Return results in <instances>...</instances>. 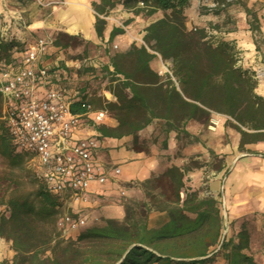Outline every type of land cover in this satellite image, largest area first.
<instances>
[{
	"label": "trees",
	"instance_id": "obj_1",
	"mask_svg": "<svg viewBox=\"0 0 264 264\" xmlns=\"http://www.w3.org/2000/svg\"><path fill=\"white\" fill-rule=\"evenodd\" d=\"M214 1L225 5L210 10L215 15L241 4L240 0ZM117 3L120 1L101 0L100 4H94L98 38L104 37L107 25L104 16ZM121 3L130 4L135 15L151 17L163 12L162 18L145 28L143 40L152 43L169 64L179 89L169 87L168 82H154L159 64L145 46L132 43L128 50L111 55L103 70L115 99L105 107L118 124L100 126V138L132 136L134 150L148 152L149 148L141 146L137 136L155 121L167 126L166 133L174 130L186 135L184 128L189 121L196 120L207 127L208 118L218 113L227 117L225 126H232L239 134V151L254 153L246 146L264 142V97L256 92V72L239 65V51L234 42L214 41L206 26L189 30L185 9L190 0H122ZM241 5L250 30L260 33L258 15L246 4ZM122 32V28H114L109 41ZM53 36L59 50L79 46L82 40L79 35L63 31L53 32ZM15 48L24 50L25 43L14 37L5 39L0 32L1 67L13 64ZM58 69L59 66L55 68L56 74ZM59 82L76 89L60 79ZM77 91L73 112H85L83 103L100 109ZM32 158L16 149L2 120L0 97V206L7 209L0 215V239L11 241L15 251L11 262L1 264H206L219 255L227 264H257L245 218L221 249L207 257L220 242L223 217L219 199L207 187L193 189L186 185L187 170L198 165L191 159L182 168L173 165L158 177L138 182L145 199H126L123 219H106L104 224L86 228L75 238H64L57 228V219L66 198L51 192L41 176L43 182L35 177L33 190L29 192L15 184L21 178L26 160ZM13 183L15 186L11 188ZM152 211H165L168 221L150 227L148 219Z\"/></svg>",
	"mask_w": 264,
	"mask_h": 264
},
{
	"label": "crops",
	"instance_id": "obj_2",
	"mask_svg": "<svg viewBox=\"0 0 264 264\" xmlns=\"http://www.w3.org/2000/svg\"><path fill=\"white\" fill-rule=\"evenodd\" d=\"M15 1L20 2L19 9L11 6L10 2ZM112 1L119 2V0ZM255 1L249 0L247 7L251 8ZM197 2L190 0V5L185 9L189 29L193 26L203 27L211 20L210 17L200 15ZM100 3L101 0H0V26H5L11 37L16 35L18 39L24 41H28L29 35L32 34L63 31L70 35H81L86 39V43L109 42L114 43L117 48L119 44L121 51L124 52L132 43L138 44L139 38L143 39L145 28L149 24L163 17L162 11L151 17L142 13L135 15L130 6L117 3L109 12L115 13L117 18L123 20L124 25L121 26L123 32L109 41L112 30L119 27L120 23L113 19L116 24L106 25L103 39L98 38L95 30L97 13L94 4ZM15 12L23 14L29 24L27 30H20L18 22L12 21ZM110 13L104 16L107 21L112 16ZM239 19V36L225 40L236 39L240 49L250 47L251 43L255 52L256 47L252 40H249L253 32L250 30L246 13L241 14ZM259 19L261 20V17ZM260 35L264 37L263 23H261ZM53 56L51 59L58 63ZM115 121L110 117L102 125L114 127ZM225 121L212 115L206 127L204 123L191 120L184 128L187 131L186 135L174 130L166 133L167 126L163 123L161 130L166 134L167 147L162 149L158 144L153 145L148 152L135 151L132 136L101 137L100 161L109 168L119 167L121 174L116 179L110 178L104 185L92 184L86 202L70 200L67 208L70 213L84 215L87 218V228L102 225L106 219L121 220L125 216L124 200L145 199L138 182L158 177L173 165L182 168L191 159L198 165L187 170L186 185L193 189L207 187L212 195L223 197L229 224L258 214L256 215L258 219L250 229L251 252L257 264H264V224L260 220L264 215V142L246 146L254 153L240 152L238 148L240 136L230 132L229 127L225 126ZM157 125L158 122L155 121L147 126L143 133H152ZM99 127L90 126L78 130L75 135L83 137L99 133ZM229 133L232 135L229 136ZM228 138H232V141ZM178 151L181 156L177 155ZM167 221L168 214L165 211H152L148 219L150 227H159ZM255 226L259 231L254 230ZM206 264H227V262L222 255H219Z\"/></svg>",
	"mask_w": 264,
	"mask_h": 264
},
{
	"label": "built area",
	"instance_id": "obj_3",
	"mask_svg": "<svg viewBox=\"0 0 264 264\" xmlns=\"http://www.w3.org/2000/svg\"><path fill=\"white\" fill-rule=\"evenodd\" d=\"M221 5L218 2L211 4L213 7ZM14 16L18 28L27 30L29 24L23 14L15 12ZM0 32L5 39L10 37L5 26L0 27ZM31 36V40L22 41L24 50H13V64L0 66L2 120L16 149L36 160L40 176L51 192L66 201L86 202L92 184L104 185L110 178H118L121 169L109 168L100 161V133L83 137L75 133L90 126H100L111 116L106 107L94 109L88 103L82 104L85 112H73L72 104L78 100L79 91L59 82L55 71L59 65L51 59L54 51L59 50L53 32ZM141 43L155 55L159 64L157 75L162 82L179 89L176 76L156 48L143 39ZM106 98V102L115 99L111 92L106 93ZM218 199L224 220L227 215L225 199ZM57 228L63 236L70 237L87 228V218L78 213H61ZM230 235V225L223 221L220 242L207 257L218 252Z\"/></svg>",
	"mask_w": 264,
	"mask_h": 264
},
{
	"label": "rangeland",
	"instance_id": "obj_4",
	"mask_svg": "<svg viewBox=\"0 0 264 264\" xmlns=\"http://www.w3.org/2000/svg\"><path fill=\"white\" fill-rule=\"evenodd\" d=\"M120 3L122 0H119ZM197 8L199 9V13L202 16L210 17L211 20L206 23V31L214 41H217L219 39H226L233 36H239V29H238V22H239V16L243 13H245L242 9V3L247 5V2L249 0H240L241 4H234L232 7L226 12H221L220 15H215L214 12L210 10H216V9H222L224 8V4H222L219 7H213L211 6L212 2H215L214 0H208V1H201L197 0ZM20 2H10L12 7H15L19 9ZM127 7L130 6V4H125ZM252 11H254L259 17H261L260 22L264 24V0H256L254 4L250 8ZM110 13V12H109ZM111 18L107 21V25L110 23L116 24L115 20L119 21V27L124 25L123 20L117 18L115 16V13H110ZM115 19V20H113ZM12 21L14 22L15 19L12 18ZM209 23H212L216 25L217 27L210 28L208 25ZM208 26V27H207ZM2 27V26H0ZM122 28V27H121ZM195 26L190 28L189 30H193ZM21 30V29H20ZM230 34V35H229ZM10 37L11 35L8 34ZM34 35V34H33ZM82 39L79 42V46H69L68 48H63L57 51H54V58L57 59L59 69L57 73V77L59 75V79L61 82H63L65 85L76 87L77 90L81 91V95L85 97L87 101L92 100L94 103L93 105L100 106V108H104L107 106V98L106 93L110 92V86L108 78L106 77V73L103 70L104 65H106L109 62V58L111 55L122 52L120 49L119 44L118 48H115V44H110L109 42L103 44L100 41L98 43H86V39L83 38L81 35H79ZM252 38L250 37L253 44L255 45L256 49L255 52L253 51V46L251 43L249 44L250 47L246 48L243 46V49L238 48V44L236 43V39L228 40L231 42H234L236 45V48L239 51V65H241L244 68L251 69L256 72V78L258 80V85L256 88V92L259 95H262L264 97V37L260 35V33H252ZM16 40L22 42V39H18L16 35L12 36ZM140 37V36H139ZM28 40L32 39V36L29 35ZM137 41L138 45H142L141 39ZM150 44V43H149ZM152 45V44H150ZM153 46V45H152ZM251 49V51H250ZM253 51V52H252ZM252 66L255 68L253 69ZM154 82L160 83L162 80L158 77ZM114 100V99H113ZM213 116L219 117L221 119H227L226 116L218 114V113H212ZM212 115L209 119L212 118ZM207 119V118H205ZM204 119V120H205ZM158 125L156 126V129L152 133H143L144 130L140 131L138 133L137 139L141 146L150 148L153 145L160 146L162 149L167 147V141L165 140L166 134L161 130V124L163 122L157 121ZM118 124L117 121H115V126ZM100 126H103L102 124ZM229 127L230 132H233L235 134H238L236 130L232 126ZM232 133H229V136H231ZM239 135V134H238ZM229 141H232V138H228ZM180 154V151H178ZM1 168V167H0ZM21 178L18 179L16 183L20 184V189L24 190L26 192L33 190V180L35 177L39 178L40 176V169L37 165L36 160L29 159L26 160L25 169L24 171L20 172ZM40 181H42L39 178ZM43 182V181H42ZM15 185L12 184L13 188ZM215 198H218V196L214 195ZM70 200H67L61 210V213H70V210L67 208V203ZM126 200H124L125 202ZM7 209L4 206H0V215L3 213H6ZM258 214H253L249 219H247V224L249 230L251 229V225H253L256 220L258 219ZM261 222L264 224V215L262 218H260ZM224 222L228 223V214L226 215ZM243 221V220H242ZM242 221L237 220L233 221L230 225V234H235L242 223ZM255 231H259L258 227H254ZM77 236L76 234H73L70 237L64 238H75ZM15 251L12 247V242L7 241L5 239H0V264L3 261L11 262L14 258Z\"/></svg>",
	"mask_w": 264,
	"mask_h": 264
}]
</instances>
